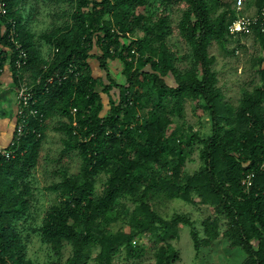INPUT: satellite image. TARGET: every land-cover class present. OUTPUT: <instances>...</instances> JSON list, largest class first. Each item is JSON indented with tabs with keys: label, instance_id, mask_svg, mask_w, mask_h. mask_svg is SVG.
Listing matches in <instances>:
<instances>
[{
	"label": "trees",
	"instance_id": "16d2710c",
	"mask_svg": "<svg viewBox=\"0 0 264 264\" xmlns=\"http://www.w3.org/2000/svg\"><path fill=\"white\" fill-rule=\"evenodd\" d=\"M4 3L0 75L5 67L14 88L23 79L33 86L37 115L28 120L29 133L5 147L15 151L13 157L0 155V264H33L26 258L17 222L32 206L34 188L27 177L38 163L51 119L57 120L53 130L61 134V154L76 152L80 163L75 174L61 169V180L46 188L55 201L34 232L57 256L49 264H111L119 256L137 260L146 252L135 244L142 235L159 241L154 264H172L177 250L169 241L180 225L189 228L196 253L221 236L230 248L243 251L241 264H264V171L259 167L264 160V33L252 31L259 49V83L242 89L232 106L222 100L216 59L208 53L212 42L226 51L234 42L233 54L244 48L240 34L228 33L236 19L228 0H161L157 13L149 11L148 0ZM263 3L251 4L259 8ZM173 5L184 6L174 28L188 47L190 68L185 70L176 67V54L168 46L173 28L166 12ZM42 14L51 18L50 26L35 32L33 23ZM11 24L28 56L19 74L12 61L14 46L1 33V27L7 31ZM94 61L102 78L92 75ZM116 61L120 81L109 69ZM69 67L71 74H65ZM64 75L58 82L56 76ZM50 77L54 81L45 86ZM187 100L199 111L198 118L206 116L207 135L186 134L176 122ZM194 143L200 145L201 165L187 174L185 156ZM248 173L252 177L246 187L242 180ZM156 198L208 205L222 219L202 221L200 236L184 214L162 218L155 210ZM67 246L70 253L62 261Z\"/></svg>",
	"mask_w": 264,
	"mask_h": 264
},
{
	"label": "rangeland",
	"instance_id": "374dc122",
	"mask_svg": "<svg viewBox=\"0 0 264 264\" xmlns=\"http://www.w3.org/2000/svg\"><path fill=\"white\" fill-rule=\"evenodd\" d=\"M148 1L150 3L148 7L150 12L157 13L160 11L161 0ZM228 2H232L233 4H231V7L235 9L236 0H228ZM183 7L184 6L181 5H173L169 7L166 12L168 22H170V26L173 28L168 36V46L176 54V67L180 70L190 68V60L187 57L188 47L179 38L177 30L174 28ZM248 7L249 6L241 8L242 11L240 13L244 18L254 15V8ZM25 9L27 10V7H25ZM47 11L52 13V7H49ZM38 18L39 22L33 23V29L35 32H42L50 26L51 18L45 14H42ZM56 23L58 24L59 22L56 21ZM240 44H243L244 48L236 52V54L230 53L232 47H235L234 42L227 45V51L214 42L211 43L208 49V53L213 55L216 59L214 69L217 71V85L221 90L222 100L232 106L238 104L242 89L251 90L254 84L259 83V77L255 71V63L259 55V49L254 44L253 35L250 34L245 36L242 41H240ZM46 51L47 48L44 47L42 52L46 53ZM91 64L92 75L95 78H102L104 75L99 69L97 62L94 61ZM109 69L116 75L118 81H120V64L117 61L112 62ZM26 75H24V78H26ZM166 81L168 84L173 83L171 77H168ZM99 90L101 89L99 88ZM102 95L104 104H106V98L104 94ZM198 112V110H194L193 102L190 100L184 102L182 117L177 119L176 122L186 129V134L195 131H198L199 135H207L209 133V125L206 116L198 118ZM56 125V119H51L46 124L43 143L39 151L38 163L29 170V175L27 177V180L32 181L34 188L33 200L31 202L32 206L28 211V216L17 222V232L22 240L26 258H29L33 264H49L57 260V256L50 249L49 245L41 242L40 236L34 232V229L41 224L49 205L55 201V194L46 188L52 183L61 180V169L66 168L68 174H75L79 170L80 161L76 152H69L64 155L61 154V134L53 130ZM188 127H191V129H187ZM199 147L200 145L198 143H194L191 149L187 150L184 167V171L187 174H192L201 165L198 158ZM95 186L97 191H100L102 185L99 177L97 178ZM154 205L156 212L164 219L174 213H181L188 216L194 222V227L200 236L203 234L201 226L202 221L216 217L222 219V216H217L219 213L213 211L211 207L199 203L191 205L180 200L156 198L154 200ZM117 227L118 226H115L113 230H116ZM123 230L127 231V228L124 227ZM223 230L224 228L222 227L219 234H221ZM158 242L159 241L151 235H142L138 237L135 244L146 249L143 257L137 260H125L119 256L115 258L111 264H154L153 254L157 249ZM169 242L173 248L177 250V259L173 261L172 264H241L245 259V254L240 248H230L226 239L221 236H219L211 246H203L199 252L196 253L193 249L189 228L186 225L178 226L176 234H174ZM69 253L70 248L67 246L63 250L62 261L69 256Z\"/></svg>",
	"mask_w": 264,
	"mask_h": 264
},
{
	"label": "built area",
	"instance_id": "2783aa9c",
	"mask_svg": "<svg viewBox=\"0 0 264 264\" xmlns=\"http://www.w3.org/2000/svg\"><path fill=\"white\" fill-rule=\"evenodd\" d=\"M252 0H236L235 3V13L236 19L232 21L228 28V33L230 36H235L236 34L241 35V41L244 38L243 36H247L252 34V31L256 28L260 33H264V3L261 7L257 8L255 5H252ZM246 6L254 8V15L244 18L241 15V8ZM248 7V8H249ZM5 14V3L4 0H0V15ZM1 33L6 35L8 43H11L14 46V55L12 56V61L14 63L15 69L20 70L23 68L27 62V53L20 46V44L16 41V32L14 29V25L11 24L10 28L6 31L4 27H1ZM238 52V50L236 51ZM6 62L8 63L10 59V50L6 49ZM1 57V55H0ZM1 72V70H0ZM72 69L69 67L66 70L65 74H71ZM19 74V71H18ZM67 75H64L62 78H58L56 76L57 81L59 82L62 79H65ZM54 78H48L45 82V86L52 84ZM39 79L36 81L38 84ZM15 125L13 128L12 139L9 142V146H15L18 141L24 138L28 133V120L30 117H36L37 110L34 108L37 102L35 93L33 91V86L27 83L24 79L19 81L17 86L15 87ZM75 112V110L73 111ZM264 117V113H263ZM15 151L12 149H7L4 147H0V155L6 159L12 158ZM260 169L264 171V160L259 165ZM252 173H248L245 175L242 183L249 187L251 184Z\"/></svg>",
	"mask_w": 264,
	"mask_h": 264
},
{
	"label": "crops",
	"instance_id": "0c3cea01",
	"mask_svg": "<svg viewBox=\"0 0 264 264\" xmlns=\"http://www.w3.org/2000/svg\"><path fill=\"white\" fill-rule=\"evenodd\" d=\"M15 93L10 72L4 67L0 75V147L12 139L15 125Z\"/></svg>",
	"mask_w": 264,
	"mask_h": 264
}]
</instances>
